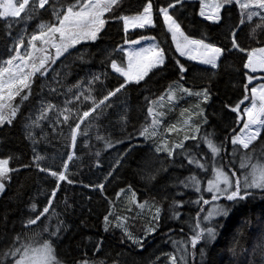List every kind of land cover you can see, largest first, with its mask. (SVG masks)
I'll return each instance as SVG.
<instances>
[{
	"label": "snow or ice",
	"instance_id": "obj_1",
	"mask_svg": "<svg viewBox=\"0 0 264 264\" xmlns=\"http://www.w3.org/2000/svg\"><path fill=\"white\" fill-rule=\"evenodd\" d=\"M196 3L197 0H140L137 10L127 14L123 0H0V21L4 22V34L9 38L8 55L0 57V127L13 124L21 106L32 95L34 82L40 80L41 93L47 88L48 95L63 96V100L54 102L41 96L38 107L30 112L24 124L25 138L35 144L33 130L47 122L54 137H63L67 149L66 158H62L58 169L45 166L42 163L45 157L35 148L30 164L12 166L10 161L14 157L0 158V194L8 188L12 173L21 168H34L54 182L42 207L36 202L28 205L29 214L21 220V230L7 240L0 237V264H68L57 250L66 227L55 212L53 202L62 183H77L72 179L70 168V162L75 166V161L80 159L74 149L81 142L90 148L93 135L104 149L123 143L125 139L129 142L103 181L81 182L83 188L99 190L107 201L108 209L102 218L103 231H119L120 243L126 246L142 249L147 237L157 231L162 212L155 199L151 203L138 200L131 185L116 191L115 199L105 195L108 178L135 147L132 141L138 136L151 142L149 159L144 163H158L160 167L147 175L149 182L155 179L156 173L166 170V163L178 164L181 168L190 166L189 174L173 184L177 191L170 208L172 218L179 219L187 191V203L197 210L189 221L190 233L186 238L172 240L175 251L168 255V264H189L188 257L195 254L198 244L215 240L216 229L212 222L216 218L227 217L233 204L253 197L256 191L264 193V163L252 162L250 149L264 133V43L260 39L264 34V0H198L196 15L201 22H207L206 27L224 29L221 36L226 43L213 41L203 32L198 37L193 36L182 26L178 13ZM233 7L239 10L238 23L226 25ZM45 15L47 19H43ZM37 18L39 22L32 31L25 28L13 36L14 24ZM113 25L122 33V43L109 54L107 67L111 73H91L71 84L62 83V74L53 65L57 61L63 64L73 55V50H79L77 46L94 44ZM244 25L249 26L246 38L255 40L256 46H245L240 42ZM157 28L161 29L159 37L150 34ZM114 53L121 56L113 58ZM232 53L243 54L240 57L243 97L233 105H224L235 114L234 124L224 138L218 140L214 131L203 129L208 123L204 106L211 99L210 89H193L185 85L191 79L190 68L192 73L216 70ZM169 62L178 78L154 99L144 98L147 114L139 128L115 140L111 134L102 135L95 121L114 106L112 98L127 92L131 86L147 83L146 78L165 71ZM112 73L116 74V85L104 86L99 96L94 95L98 91L96 85H104ZM188 98L194 99L188 101ZM181 100L188 101V106L180 107L179 118L165 125V117L179 106ZM117 123L121 130L129 123L126 106L117 113ZM241 124L237 131L235 126ZM45 138L41 136V139ZM188 141L194 143L188 144ZM94 155L99 157L100 151ZM237 157L239 172L235 170ZM93 164L100 167L99 160H94ZM122 194L123 212L134 213L131 216L116 210ZM65 206L71 208L67 200ZM146 208L149 212L147 226L143 235L137 236L130 230L128 222L142 218ZM53 219L55 224L51 223ZM102 250L101 238L92 244L91 256L85 248L72 264H105L104 259L96 258ZM200 252L203 255V248ZM261 256L264 264V252ZM112 264H119L118 259H113Z\"/></svg>",
	"mask_w": 264,
	"mask_h": 264
},
{
	"label": "trees",
	"instance_id": "obj_2",
	"mask_svg": "<svg viewBox=\"0 0 264 264\" xmlns=\"http://www.w3.org/2000/svg\"><path fill=\"white\" fill-rule=\"evenodd\" d=\"M139 3L140 0H123V8L127 14H133ZM197 11L198 0L194 7L189 6L178 13L186 31L197 37L203 32L213 41L226 43L221 36L224 29L217 30L211 26L206 27L207 22H201V18L196 15ZM43 19H47V15ZM238 20L239 10L233 7L226 25L238 23ZM38 22L39 18L26 23L14 24L11 29L13 36L24 31L25 28L29 32L32 31ZM3 23L0 21V57H7L9 38L4 34ZM242 27L244 31L240 32V42L245 46H256L255 40L249 41L246 38L249 26ZM160 32L161 29L157 28L151 30L150 34L159 37ZM121 36L122 33L113 25L94 44L77 46L79 50H73V55L69 56L63 64L57 61L53 67L62 74V83L71 84L77 79L87 78L91 73L105 71L111 73V69L107 67L109 54L117 44L122 43ZM260 39L264 43V34L260 35ZM112 55L113 58L121 56L120 53ZM242 55L241 53H232L220 63L218 69H209L206 73H192L190 68L191 79L185 85L193 89L205 87L210 89L211 99L208 105L204 106L208 123L203 126V129L214 131L218 140L223 139L230 126L234 124L235 114L224 105H233L243 97L240 58ZM213 72H216V75H212ZM115 75L112 73L104 81V85L97 84L98 91L94 95L99 96L104 86H115L117 83ZM177 78L176 71L169 62L165 71L150 79L146 78L147 83L142 82L139 86H131L127 92L118 93L116 97L112 98L114 106L95 121L100 133L102 135L111 134L113 140L124 138L129 133H133L144 122V117L147 114L144 98L150 96L154 99L172 80ZM57 87L59 86L57 85ZM60 90L63 91L62 88ZM41 96L54 102L63 100V96L48 95L47 88L41 93V82L36 80L33 84L32 95L21 106L17 119L11 126L0 127V158L14 157L10 161L12 166L30 164L34 148L37 153L45 157L42 163L53 169H58L62 158H66L65 140L63 137H54L47 122H43L41 127L33 130L37 141L35 144L25 138L24 124L30 112L38 107ZM192 99L194 98H188V101ZM188 101H179V106L166 116L165 123L172 118L176 121L180 114V107H187ZM125 106L129 111V123L125 129L121 130L117 123V113ZM241 126L242 124L235 126L237 131ZM95 130L94 128L93 132ZM42 135L46 138L41 139ZM128 143V140L125 139L123 143L104 149L103 144L97 141L93 135L89 141L90 148L84 147L81 142L74 149L80 159L75 161V166H72L73 162H70V168L73 173L72 179L77 183L73 185L62 183L53 202L55 212L66 227L57 250L68 261V264H72L73 259L78 257L81 250L85 248L91 256L92 244L101 238L103 239V250L96 254V258L104 259L105 264H112L113 259H118L119 264H168V255L175 251L172 240L186 238L190 233L189 221L192 220L197 209L194 205L187 203L189 199L187 191L183 197L185 205L179 210L181 212L179 219L172 218V209L170 208L174 193L177 191L173 184L189 174L190 166H187L186 162H184L186 165L184 168L179 167L178 164L166 163V170L156 173L155 179L149 182L147 175L160 165L144 163L149 159L151 142H145L142 137L138 136L132 141L135 145L133 150L124 157L120 166L115 168L113 176L108 178L105 195L115 199L116 191L120 188L126 189L128 185H131L137 192L138 200H147L151 203L155 199L160 204L162 212L159 226L155 233L147 237L142 249L121 244L119 231L108 233L103 231L102 218L108 209V203L100 195L99 190L83 188L82 183L95 184L103 181L106 172L112 168L116 159L128 147ZM186 143L193 144L194 142ZM250 149L253 157L252 162L264 163V133ZM97 150L100 151L99 157L94 155ZM94 160L100 161V167L94 166ZM235 170L239 172V157L236 158ZM52 187H54L52 178L34 168H21L19 172L12 173V180L0 197V237L7 240L14 232L20 231L21 220L29 214L28 205L36 202L38 207H42ZM65 200L71 205V208H66ZM124 206L122 194L116 203V210L129 216L134 214L123 212ZM148 215V209H144L142 218L138 217L128 222L130 230L135 235H143ZM51 223L55 224L56 220L53 219ZM212 223L216 229L215 240L198 244L194 250L195 254L188 257L189 264H262L264 193L256 191L253 197L233 204L227 217L219 218ZM201 248H203V255L200 252ZM230 249H234V251H230Z\"/></svg>",
	"mask_w": 264,
	"mask_h": 264
},
{
	"label": "rangeland",
	"instance_id": "obj_3",
	"mask_svg": "<svg viewBox=\"0 0 264 264\" xmlns=\"http://www.w3.org/2000/svg\"><path fill=\"white\" fill-rule=\"evenodd\" d=\"M173 114H174V113H173ZM179 116H180V114L178 115V118H179ZM165 119H166V117H165ZM170 121H175V120H174V118H172ZM164 122H165V121H164ZM168 122H169V121H167V122L165 123V125H166ZM254 142H255V141H254ZM254 142H253V143H254ZM251 146H252V145H250V147H251ZM261 163H262V162H261ZM1 195H2V194H0V197H1ZM146 209H147V208H146ZM219 218H222V217H219ZM219 218H216V220H218ZM216 220H214V221H216ZM214 221H213V222H214Z\"/></svg>",
	"mask_w": 264,
	"mask_h": 264
}]
</instances>
